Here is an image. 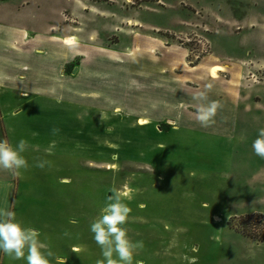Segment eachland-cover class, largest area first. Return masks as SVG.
Listing matches in <instances>:
<instances>
[{"label": "rangeland", "instance_id": "obj_1", "mask_svg": "<svg viewBox=\"0 0 264 264\" xmlns=\"http://www.w3.org/2000/svg\"><path fill=\"white\" fill-rule=\"evenodd\" d=\"M28 1L0 0V140L24 139L29 165L15 176L0 170V206L38 229L44 250L65 264L102 260L88 226L115 195L131 210L127 236L143 242L134 260L264 264V160L251 149L264 127V0H74L50 29ZM65 27L75 40L63 42L83 50L65 76L50 89L14 87V68L29 71L45 55L30 39L61 42ZM211 79L239 82L233 130L217 119L209 129L218 133L192 142L183 91ZM0 264L25 261L0 253Z\"/></svg>", "mask_w": 264, "mask_h": 264}, {"label": "clouds", "instance_id": "obj_2", "mask_svg": "<svg viewBox=\"0 0 264 264\" xmlns=\"http://www.w3.org/2000/svg\"><path fill=\"white\" fill-rule=\"evenodd\" d=\"M74 40V37H70L67 42L72 43ZM192 99L200 101L194 112L196 121L203 127L208 126L221 107L220 102L206 100L205 93H199ZM169 123L173 122L169 121ZM57 131L55 128L52 129L53 134ZM25 147L24 139L16 141L15 145L0 140V170H6L13 176L18 175L20 170H27L29 165L22 154ZM251 149L255 156L264 160V127L256 130ZM44 165V160L37 159L34 166L43 168ZM129 191L125 190L124 196L130 200ZM137 207L143 208L144 205L138 204ZM130 211L120 196L115 195L105 200L98 218L89 224L88 230L92 234V240L99 247L102 257V260L98 259L96 264H144L141 259L134 260V254L143 247V242H133L127 236L125 225ZM69 222L75 223V221ZM44 248L38 229L25 226L18 221L10 205L0 206V253L10 256L13 260L23 259L25 264H50V261L54 264H65L63 256L54 255L53 252L45 251ZM191 251L195 252L196 248L193 247ZM181 259L186 261V264H196L197 258L184 255Z\"/></svg>", "mask_w": 264, "mask_h": 264}, {"label": "crops", "instance_id": "obj_3", "mask_svg": "<svg viewBox=\"0 0 264 264\" xmlns=\"http://www.w3.org/2000/svg\"><path fill=\"white\" fill-rule=\"evenodd\" d=\"M32 3L36 4L37 10L33 12V16H39L40 18H45L49 21V28H55L58 25H61L65 21L64 17V11L68 10L69 8H75L77 5L75 1H64L63 3H54L47 5L48 9H43L41 5L39 4L40 0H29L25 4V8L31 5ZM61 2V1H60ZM80 2V0H78ZM69 28L65 27L61 30V42L58 41H47L46 39L43 40L42 37L38 36H33L30 41H29V47H32L34 51H42L39 50L38 47H41L42 49H45V55L38 56L36 54V61L37 65L39 66H34L35 68L30 67L31 69L28 70H23L24 66H19V68L15 67L14 68V81H13V86L18 87L21 89H28L34 90L38 88H45V89H50L53 87V80L54 77L57 78L59 76H65L64 74V67L70 62V57H75L77 54H80L83 50L81 49V45L79 44H74V45H66L63 42V39L66 37H72L69 36ZM18 38L20 41L18 43L13 42V46L18 49V52H21V48L24 47V45L21 43V37L18 35ZM15 39V38H14ZM50 42V43H48ZM6 47L5 41L3 36L0 34V60L1 62L3 61V56L5 54V51H3ZM25 48V47H24ZM23 48V49H24ZM38 49V50H37ZM51 50V53H47V50ZM54 52H56L54 54ZM71 54V55H70ZM50 55V56H49ZM39 60V61H38ZM39 62V63H38ZM215 63L213 62L212 65ZM214 66L211 67V69ZM218 68H222L223 66H217ZM157 72L158 70L160 71V67L158 66L156 68ZM4 72L0 68V81L2 78H4ZM38 75H42L44 79L42 80H37L36 78ZM21 76L24 77V79L20 78ZM160 76V80L158 82H163L164 81V75L163 74H158ZM185 79L187 80V77L190 76L188 74H183ZM180 77V76H179ZM213 78V77H212ZM184 79V80H185ZM147 82H149V79H146ZM159 84V83H158ZM236 84H239V82L233 81V80H224V81H218L215 79L211 80H206L202 81L200 84H198L195 88L192 86L188 87L186 91H183V96L187 98V104L189 106V111L187 113L183 112L185 115L188 114L189 116V123H188V131L191 136V141L193 142L195 137L198 133H201V131L207 132L210 131L211 134L218 133V131H215L217 129L211 128L212 130L207 127L201 126L195 119L194 112L197 104L200 101L193 100L192 97L198 95L199 93H205L206 100H216L219 101L221 104V107L217 110V113L215 117L213 118V122L210 124H215L218 123L216 120H224V126L217 125L221 127V129H224V131H231L233 130L234 126V120L235 119V112L239 108L240 104V96H241V91L239 87L236 86ZM161 85H158V88ZM159 91H157L159 95ZM179 95V94H178ZM150 97V94L148 95ZM181 97V96H180ZM206 102V101H205ZM221 117V119H219ZM233 120V121H232ZM232 123V124H231ZM214 125V126H215ZM227 129H225V128ZM231 128V130H230ZM214 129V130H213Z\"/></svg>", "mask_w": 264, "mask_h": 264}, {"label": "bare ground", "instance_id": "obj_4", "mask_svg": "<svg viewBox=\"0 0 264 264\" xmlns=\"http://www.w3.org/2000/svg\"><path fill=\"white\" fill-rule=\"evenodd\" d=\"M68 39H69V38H66V39H65V42H66V43H68V42H67ZM216 71H217V70H216ZM214 72H215V69L212 71V74H214ZM217 72H218V71H217ZM140 122H141V124H148V123H149V122H148L147 120H145V119H143V120L141 119ZM141 124H140V125H141ZM121 197H122L124 200L127 199V198L124 196V192H122V196H121Z\"/></svg>", "mask_w": 264, "mask_h": 264}, {"label": "water", "instance_id": "obj_5", "mask_svg": "<svg viewBox=\"0 0 264 264\" xmlns=\"http://www.w3.org/2000/svg\"><path fill=\"white\" fill-rule=\"evenodd\" d=\"M74 72H76V70H74Z\"/></svg>", "mask_w": 264, "mask_h": 264}]
</instances>
